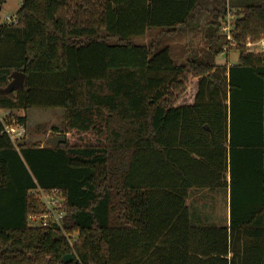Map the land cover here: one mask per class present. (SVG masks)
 Masks as SVG:
<instances>
[{
    "label": "trees",
    "instance_id": "1",
    "mask_svg": "<svg viewBox=\"0 0 264 264\" xmlns=\"http://www.w3.org/2000/svg\"><path fill=\"white\" fill-rule=\"evenodd\" d=\"M17 15L0 24V90L15 71L25 86L0 91V109L27 131L15 143L0 117V264H264V51L247 47L264 2L24 0ZM202 31L207 49L183 63L162 42ZM32 108L64 118L30 129ZM204 171L230 187L229 226L192 223ZM40 191L63 195L62 227L31 224Z\"/></svg>",
    "mask_w": 264,
    "mask_h": 264
},
{
    "label": "rangeland",
    "instance_id": "2",
    "mask_svg": "<svg viewBox=\"0 0 264 264\" xmlns=\"http://www.w3.org/2000/svg\"><path fill=\"white\" fill-rule=\"evenodd\" d=\"M255 2H264V0H253ZM22 0H6L3 6H0V24H7V16H11L21 8ZM236 14L229 13L227 19L230 17L232 20H235ZM226 19V20H227ZM207 21V20H206ZM205 25V21H203ZM160 29H151L145 36H138L134 38V41L138 43L149 42L156 36H159ZM204 31V30H203ZM199 34H195L193 32H185L178 36H166L162 38V42L164 45H168L172 49V57L175 62L183 63L187 59L195 57L196 54L201 55L202 52L207 49L206 42L203 40V32ZM227 54H222L218 56L217 62L219 64L227 65L230 62L236 63L238 62L239 52L238 50H231L229 52V60L226 56ZM5 109H0V115L7 114ZM18 114H25V112L21 111ZM28 115V124L30 129H34L38 124H46L47 126H51L53 124H59L62 122L64 118V111L60 108H32L27 111ZM29 129V131H30ZM34 133V131H33ZM34 135V134H33ZM32 136L28 133V137Z\"/></svg>",
    "mask_w": 264,
    "mask_h": 264
},
{
    "label": "built area",
    "instance_id": "3",
    "mask_svg": "<svg viewBox=\"0 0 264 264\" xmlns=\"http://www.w3.org/2000/svg\"><path fill=\"white\" fill-rule=\"evenodd\" d=\"M24 0H22V3ZM230 17L223 24V31L226 34L228 40L231 44H236L237 42L234 39V22ZM19 22V18L17 13L7 16V24H17ZM247 47L250 51L253 52H262L264 51V38L259 40H254L251 36L248 37ZM11 114L10 111H7V114L0 115L4 122V132L9 134L12 140L17 143L18 141H22L26 136L27 128L24 124H21L17 118H13L11 122L6 121V117ZM41 200L47 206V212L42 215H31V224L33 226H48L51 224H57L62 227L63 220L66 214V211L63 209L64 197L59 192L46 193L44 191H40ZM70 243L73 246V240L69 237Z\"/></svg>",
    "mask_w": 264,
    "mask_h": 264
},
{
    "label": "crops",
    "instance_id": "4",
    "mask_svg": "<svg viewBox=\"0 0 264 264\" xmlns=\"http://www.w3.org/2000/svg\"><path fill=\"white\" fill-rule=\"evenodd\" d=\"M201 186L192 190L187 200L192 223L197 226H226L231 221L230 187H217L215 179L203 172ZM229 183L230 175L226 179Z\"/></svg>",
    "mask_w": 264,
    "mask_h": 264
},
{
    "label": "water",
    "instance_id": "5",
    "mask_svg": "<svg viewBox=\"0 0 264 264\" xmlns=\"http://www.w3.org/2000/svg\"><path fill=\"white\" fill-rule=\"evenodd\" d=\"M25 80H26V74L21 71H15L13 73V79L10 82V84L2 88L0 91L4 94H8L11 92H16L18 88H22L25 86ZM33 142H45L48 144H51L52 146L56 147L58 146L61 142L66 141V136L62 134H54V135H47V134H41V135H35L32 138ZM72 255H67L65 256L66 260H71Z\"/></svg>",
    "mask_w": 264,
    "mask_h": 264
}]
</instances>
